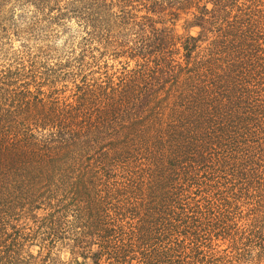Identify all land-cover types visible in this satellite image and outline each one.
I'll list each match as a JSON object with an SVG mask.
<instances>
[{"label": "trees", "instance_id": "1", "mask_svg": "<svg viewBox=\"0 0 264 264\" xmlns=\"http://www.w3.org/2000/svg\"><path fill=\"white\" fill-rule=\"evenodd\" d=\"M129 1L127 41L81 18L121 69L64 99L50 68L0 71V264L264 255V0Z\"/></svg>", "mask_w": 264, "mask_h": 264}, {"label": "rangeland", "instance_id": "2", "mask_svg": "<svg viewBox=\"0 0 264 264\" xmlns=\"http://www.w3.org/2000/svg\"><path fill=\"white\" fill-rule=\"evenodd\" d=\"M145 0H130L131 5H137ZM91 0H0V71L4 69L41 70L50 68L54 73L42 80L51 92H61L64 99L71 94L75 84H79L84 76L87 79L97 78L99 65L107 63L112 67L109 73L122 68V64L129 61L124 57H113L111 48L100 44L101 41H88L91 30L83 22L82 14L89 9L93 18L97 20L98 36L110 30L111 37L119 36L118 40L130 39L129 32L123 31L118 19L121 14L119 0H101L100 8L95 10L89 3ZM126 8H130L127 6ZM144 15L143 12H137ZM183 19L175 28L181 34L189 32L195 36L197 29L190 31L183 29ZM130 45V44H129ZM101 48L99 51L96 48ZM105 49L107 51H105ZM109 49V50H108ZM105 51L103 56L99 54ZM97 63V64H98ZM133 62H130V67ZM45 67V68H43ZM42 68V69H41ZM46 77V75H44ZM14 83V82H13ZM18 81L15 86H22ZM47 87L43 88L46 89ZM33 256H37L39 247L27 248ZM56 256V255H55ZM61 260L68 259L64 251L57 253ZM264 264V255L258 259H244L241 264Z\"/></svg>", "mask_w": 264, "mask_h": 264}]
</instances>
